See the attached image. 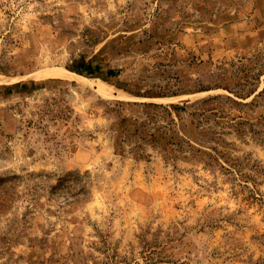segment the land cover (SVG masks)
<instances>
[{
	"label": "rangeland",
	"instance_id": "374dc122",
	"mask_svg": "<svg viewBox=\"0 0 264 264\" xmlns=\"http://www.w3.org/2000/svg\"><path fill=\"white\" fill-rule=\"evenodd\" d=\"M0 264H264V0H0Z\"/></svg>",
	"mask_w": 264,
	"mask_h": 264
},
{
	"label": "bare ground",
	"instance_id": "6f19581e",
	"mask_svg": "<svg viewBox=\"0 0 264 264\" xmlns=\"http://www.w3.org/2000/svg\"><path fill=\"white\" fill-rule=\"evenodd\" d=\"M49 75L57 77H73L81 83H89V79L83 77L80 74L69 72L66 69L54 70L50 72Z\"/></svg>",
	"mask_w": 264,
	"mask_h": 264
}]
</instances>
